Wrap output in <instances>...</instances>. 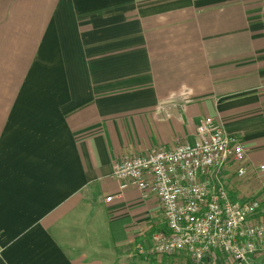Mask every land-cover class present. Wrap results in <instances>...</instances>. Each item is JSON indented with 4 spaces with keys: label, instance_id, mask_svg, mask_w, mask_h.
<instances>
[{
    "label": "crops",
    "instance_id": "obj_1",
    "mask_svg": "<svg viewBox=\"0 0 264 264\" xmlns=\"http://www.w3.org/2000/svg\"><path fill=\"white\" fill-rule=\"evenodd\" d=\"M202 117L239 138L222 180L264 217V0H0V264H187L149 253L160 204L112 170Z\"/></svg>",
    "mask_w": 264,
    "mask_h": 264
},
{
    "label": "built area",
    "instance_id": "obj_2",
    "mask_svg": "<svg viewBox=\"0 0 264 264\" xmlns=\"http://www.w3.org/2000/svg\"><path fill=\"white\" fill-rule=\"evenodd\" d=\"M244 161L239 138L227 133L217 120L202 117L193 142L126 155L114 164L112 177L118 184L116 196L132 188L142 199L154 196L160 204L166 231L152 234L150 254L181 253L187 264H201L208 252L219 251L246 261L252 254H264L259 200L232 201L222 180L233 166L238 177L244 176ZM258 171L264 173V165ZM113 198L109 195L105 202Z\"/></svg>",
    "mask_w": 264,
    "mask_h": 264
},
{
    "label": "trees",
    "instance_id": "obj_3",
    "mask_svg": "<svg viewBox=\"0 0 264 264\" xmlns=\"http://www.w3.org/2000/svg\"><path fill=\"white\" fill-rule=\"evenodd\" d=\"M125 222H126L125 219H119V220L117 221V223L120 224V225H123V223H125ZM158 231H160V230H158Z\"/></svg>",
    "mask_w": 264,
    "mask_h": 264
}]
</instances>
